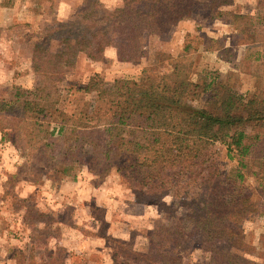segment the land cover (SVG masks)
Instances as JSON below:
<instances>
[{
	"label": "trees",
	"instance_id": "trees-1",
	"mask_svg": "<svg viewBox=\"0 0 264 264\" xmlns=\"http://www.w3.org/2000/svg\"><path fill=\"white\" fill-rule=\"evenodd\" d=\"M230 4L232 0H123L121 5L108 8L99 0H86L74 19L59 24L58 50L41 44L35 47V71L50 79V84H42L36 92L15 86V92L0 96L1 130H15L28 147L49 134L58 133L64 140L67 146L59 151L67 155L61 160L63 173H69L78 155L74 141L87 133L90 162L106 172L116 169L125 179L131 178L139 202L148 197L162 199L181 177L188 178L183 187L193 183L200 187L204 204L186 214L185 219L192 224L189 232L180 226L162 225L150 231L152 241L147 250L105 234L114 249L113 264H189L183 251L196 233L230 244V248H221L202 241L200 249L209 253L210 264H263L241 251L245 246L244 221L251 213H264L258 201L241 190L246 173L251 171V159L259 158L261 172L256 173L264 174L262 82L246 94L220 76L205 78L201 90L210 92L211 97L203 106H193L189 98L197 84L189 77L192 61L189 64L187 58L193 46L188 43L178 55H167L170 69H159L158 63L166 57L160 52L155 64L137 74L118 77L110 86L100 75L94 76L88 88L98 95L78 116L57 109L56 101H50L49 90L55 89L57 74L72 69L80 52L101 60L106 48L112 46L118 60L137 62L146 53L149 36L168 33L200 10L211 19L231 15L232 26L252 28L253 43L264 45V12L228 10ZM262 51L256 58L259 66L264 65ZM244 66L241 64V71ZM251 73L262 77L264 69L257 67ZM53 122L57 126L51 130ZM216 143L226 145L229 157L238 158V165L225 173L210 167L207 175L199 178L198 168L212 163Z\"/></svg>",
	"mask_w": 264,
	"mask_h": 264
},
{
	"label": "rangeland",
	"instance_id": "rangeland-1",
	"mask_svg": "<svg viewBox=\"0 0 264 264\" xmlns=\"http://www.w3.org/2000/svg\"><path fill=\"white\" fill-rule=\"evenodd\" d=\"M85 1L15 0L11 4L10 0H3L0 96H9L16 91L15 86L36 92L42 84H50V79L35 71L32 59L35 47L41 44L52 51L58 50L59 24L74 19ZM99 1L108 8L123 2ZM226 8L259 14L264 12V0H232ZM231 20V15L211 19L206 11L200 10L185 17L168 33L149 36L145 55L131 62L132 65L117 62L116 49L112 46L106 48L101 60L80 52L72 69L57 74L56 87L49 90L50 101H56L57 109L78 116L89 109L98 95L96 90L88 88L94 76L100 75L110 86L118 77L137 74L155 64L160 52L166 57L158 63L159 69H170L167 55H178L188 43L193 46L187 58L189 64L192 61L189 77L197 84L189 98L193 106L201 107L211 97L210 92L201 90L205 78L220 76L246 94L254 92L260 82L264 88V76L251 73L257 67L264 69L256 60L264 45L253 43L252 28H236ZM6 34L10 38H4ZM226 43L230 44L227 52L222 49ZM243 63L245 70L241 71ZM56 124H51V130ZM261 130L262 142L264 127ZM74 144L78 145V155L67 174L62 171L61 161L67 155L59 153L67 144L58 133L45 135L35 146L28 147L15 130L0 129V264H50L56 260V264H113L114 249L105 234L147 250L152 241L150 231L162 225L180 226L187 232L192 229L186 214L204 204L196 183L183 187L188 178L181 177L162 199L148 197L139 202L131 188V178L125 179L116 169L106 172L90 162L89 134L81 133ZM212 148L213 164L199 167V178L206 176L210 167L225 173L238 165V158L229 157L226 145L216 143ZM259 162V158L250 160L251 171L246 173L241 190L264 210V174L256 173L261 168ZM243 228L242 253L264 264V213H251ZM202 241L230 248L226 240L196 233L183 251L189 264H210L209 253L200 249Z\"/></svg>",
	"mask_w": 264,
	"mask_h": 264
},
{
	"label": "crops",
	"instance_id": "crops-1",
	"mask_svg": "<svg viewBox=\"0 0 264 264\" xmlns=\"http://www.w3.org/2000/svg\"><path fill=\"white\" fill-rule=\"evenodd\" d=\"M10 1H11V4H12L15 0H14V1H13V0H10ZM27 1H28V0H27ZM15 3H16V2H15ZM22 3H24V0H22ZM4 5H5V4H4L3 0H0V8L4 7ZM30 5H31V4L28 2L26 7L29 8ZM180 23H181V22H180ZM182 23H184V22H182ZM2 29H3V26L1 25V19H0V31H1ZM3 31H4V30H3ZM3 33H5V31H4ZM1 36H2V35L0 34V38H1ZM3 36H4V35H3ZM10 36H11V35L6 34L4 38H10ZM1 39H3V38H1ZM222 49L226 50L225 52H227L228 50H230V44H227V43H226V44L223 46ZM205 51L208 52L207 50H205ZM205 51H204V52H205ZM115 58H116V61H117V62H122L123 64H127V65H128V64H129V65H132V64H133V63H131V62L125 63V62H123V61L118 60L117 52L115 53Z\"/></svg>",
	"mask_w": 264,
	"mask_h": 264
}]
</instances>
